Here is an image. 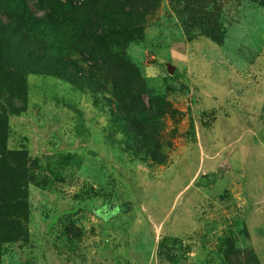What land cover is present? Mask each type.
<instances>
[{"label":"rangeland","instance_id":"1","mask_svg":"<svg viewBox=\"0 0 264 264\" xmlns=\"http://www.w3.org/2000/svg\"><path fill=\"white\" fill-rule=\"evenodd\" d=\"M261 1L243 3L216 44L188 41L168 0H90L120 22L121 7L145 14L114 68L81 37L75 53L101 89L120 78L150 91L152 104L141 92L128 105L155 129L137 145L95 90L25 69L12 87L24 96L7 115L8 149L26 151L27 166L38 161L37 179L27 189L28 242L6 246L2 264H264ZM81 17L97 27L92 11ZM107 202L132 209L104 221L96 211Z\"/></svg>","mask_w":264,"mask_h":264},{"label":"trees","instance_id":"2","mask_svg":"<svg viewBox=\"0 0 264 264\" xmlns=\"http://www.w3.org/2000/svg\"><path fill=\"white\" fill-rule=\"evenodd\" d=\"M253 1L168 0L188 41L204 37L216 44L224 43L226 27L235 24L234 20L240 16L242 4H252ZM89 5H93L90 0H0V97L8 94V97L5 95L6 106L0 104V264L6 246L28 242L27 189L37 179L31 169L38 168V161H32L31 166H27L30 161L26 151L8 149L7 115L19 114L11 102L13 97L24 96L22 91L12 90V87L22 78L21 73L25 69V74L35 73L28 68L38 65L48 76L72 87L95 90V93L103 96L112 123L129 129L130 140L137 145L139 142L144 143V135L151 136L154 132L155 127L152 125L139 124L137 118L142 112L138 116H132L134 111L128 105L129 102L139 103L141 92L148 95L149 103L152 104L150 91L143 88L139 90L129 82L122 83L120 78H115L111 91L101 89L94 75L78 63L75 53L81 37L80 41L86 39L87 42L98 44V53L110 69L114 68L115 63L110 61H121L120 52L128 48L139 32L134 27V20L144 21L145 14L121 7L124 17L120 22L118 16L110 10L103 7L91 8ZM232 7L237 11L235 15V11H231ZM86 11H92L98 18L97 27L91 28L88 17H81ZM119 22L120 25L117 26ZM91 57L96 58L95 55ZM146 154L150 157L149 151ZM131 209L130 203L107 202L96 211V216L108 221ZM226 242L228 250H231L234 243L229 238ZM252 258H255L253 254Z\"/></svg>","mask_w":264,"mask_h":264},{"label":"water","instance_id":"3","mask_svg":"<svg viewBox=\"0 0 264 264\" xmlns=\"http://www.w3.org/2000/svg\"><path fill=\"white\" fill-rule=\"evenodd\" d=\"M166 71H167V73H168L169 75H171V74H173V72H174V67H173L172 65H170V64H167V65H166Z\"/></svg>","mask_w":264,"mask_h":264}]
</instances>
